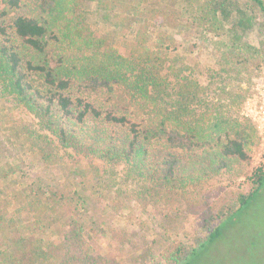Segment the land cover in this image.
<instances>
[{
    "label": "trees",
    "instance_id": "16d2710c",
    "mask_svg": "<svg viewBox=\"0 0 264 264\" xmlns=\"http://www.w3.org/2000/svg\"><path fill=\"white\" fill-rule=\"evenodd\" d=\"M86 1L47 0L40 5L37 15H16L6 23L8 12L17 11L21 0H0L3 4L0 82L16 104L34 115L49 134L26 131L30 151L48 165L58 162L60 148H70L76 154L94 157L107 165H121L128 179L142 184L143 190L136 191L139 197L151 196L153 188L165 197L183 194L187 185L229 172L234 162L249 160L246 139L222 137L227 125L209 121L217 104L205 107L202 114L190 121L183 120L187 108L202 104L203 92L192 75H182L179 67L166 64V46L147 45V36L139 31L129 45V55L121 56L105 37L93 31ZM180 1L199 28L214 34L221 32L218 40L226 53L219 62L228 67L224 70L248 71L259 65L264 41L254 46L245 36L255 25L262 26L264 31V0ZM128 2L101 1L102 9L108 12L118 9L120 20L130 7ZM12 36L22 41L29 54L27 59L12 44ZM29 72L41 80L40 86L30 84ZM110 85L120 86L129 93L137 109L134 114L119 113L103 101L89 99L80 92L82 88ZM169 97H174L175 112L163 106ZM175 149L202 150L207 153V163L187 172L179 155L172 151ZM10 151L0 144V159L8 158L0 166V180L19 171L20 163L12 164L15 156ZM250 180L252 190L238 197V206L225 220L213 225L212 215L204 218L201 226L207 234L198 246L187 249L181 243L174 244L166 250L165 262L192 264L200 257H196L200 250L214 244L222 235L225 223L255 199L264 183V170L254 172ZM117 200L114 197L109 205L114 212L120 210ZM80 208L85 211L84 205ZM12 222L11 217L0 211V264L70 261L75 252L80 253L78 259H81L85 241L78 218L55 221L60 238L49 243L22 236L15 230L6 232L4 226Z\"/></svg>",
    "mask_w": 264,
    "mask_h": 264
},
{
    "label": "rangeland",
    "instance_id": "374dc122",
    "mask_svg": "<svg viewBox=\"0 0 264 264\" xmlns=\"http://www.w3.org/2000/svg\"><path fill=\"white\" fill-rule=\"evenodd\" d=\"M44 1L21 0L20 8L8 12L5 22L16 15H37ZM101 1L85 2L93 31L124 57L139 31L147 36V45L166 46V64L179 67L182 75H192L203 92L202 104L187 108L183 120L190 121L205 107L217 104L209 121L227 125L222 137L246 139L249 160L234 162L229 172L187 185L183 194L165 197L153 188L151 196L139 197L136 191L143 190L142 184L128 179L121 165H107L70 148L59 149L56 164H45L29 150L27 132H48L34 115L16 104L0 82V144L15 156L12 164L20 163L19 171L0 180V211L13 220L4 229L49 243L60 238L54 222L75 217L82 224L85 241L81 259L75 252L70 261L54 259L47 264H168L164 257L169 247L177 243L187 249L198 246L207 234L201 226L203 219L212 215L213 225L225 220L238 206V197L252 190L250 177L264 170V55L256 68L227 72L224 68L228 67L219 62L226 53L218 40L221 32L199 28L180 0H128L130 7L121 20L117 19L118 9L108 12ZM224 26L229 27L228 23ZM245 39L260 45L264 41L262 26L255 25ZM12 44L23 59L29 57L21 40L12 36ZM27 80L35 87L41 84L30 72ZM80 92L119 113L137 111L129 93L120 86L82 88ZM173 98L163 102L171 112L176 109ZM172 151L187 172L208 160L202 150ZM7 160L6 156L0 159V166ZM114 197L119 212L109 208ZM232 219L225 223L218 240L200 250L192 264H264V183L255 199Z\"/></svg>",
    "mask_w": 264,
    "mask_h": 264
}]
</instances>
